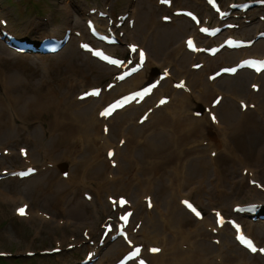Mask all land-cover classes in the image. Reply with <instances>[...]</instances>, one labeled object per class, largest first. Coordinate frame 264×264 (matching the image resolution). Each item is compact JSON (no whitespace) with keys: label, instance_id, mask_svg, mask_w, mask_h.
Here are the masks:
<instances>
[{"label":"bare ground","instance_id":"obj_1","mask_svg":"<svg viewBox=\"0 0 264 264\" xmlns=\"http://www.w3.org/2000/svg\"><path fill=\"white\" fill-rule=\"evenodd\" d=\"M69 3L70 0H65L66 6ZM173 6L172 2L171 7ZM181 9L184 8H174ZM137 10L133 8L135 16ZM155 11L154 8H145V15L139 14L131 36L128 35L133 41L128 47L132 43L136 44L133 39L138 38L140 49L143 46L150 49L143 67L125 79L113 78V87L109 91L101 88L97 98L89 96L81 100L78 97L73 99L72 96L77 87L88 88L87 91L98 87L88 81L86 75L94 74L101 83L117 68L112 67V71L108 72V64L85 51L88 59L82 66L81 55L72 47L64 52L60 62L68 66L69 74L84 76L77 77V83L72 84H67L66 77V82L61 86L62 96L53 88L43 92L40 87H29L26 79L16 73L9 74L10 80L7 74L2 73L7 93L10 90V81L17 90L20 86L22 88V93L12 99L16 121L27 119L29 113L38 116L52 115L49 129L54 134L51 137L47 138L38 127L30 129L25 138L21 137L19 126L8 125L6 114L0 105V141L10 146L30 144L31 150L21 155L20 162L25 167L33 164L38 169L34 175L24 179L28 183L19 190L23 193L19 196L20 200L31 201L25 217L34 220L35 226L40 225L46 232L53 233L52 231L57 229L56 232L63 235L62 239H57L62 245L65 231L72 225H76L74 233L84 228L83 226L94 225L90 236L96 232V228L99 230V226L105 221L104 216L110 212V207H113L110 201L114 197L113 194L122 193L124 195L120 196L127 195L133 202L131 206L128 202L126 208H133L134 214L128 226L127 245L124 244V239L120 238L123 243L118 242L113 246L112 256L121 257L131 248L129 241L134 245L138 238L141 240L140 244L145 245L142 254L151 264L247 263L241 259L245 249L229 239L232 228L227 222L219 227L217 215L215 218L204 215L201 218L195 217L184 203L190 201L191 197H207V207L216 208L214 206L229 200V191L232 194L244 193L245 177L252 179L253 174L260 177L259 168L264 159V120L248 111L249 109L238 108L236 102L228 98L227 94L234 96L241 107L251 103L255 106L254 112L264 113V81L255 93L249 90L248 83L253 79L255 86L259 75L247 69L239 70L232 77L228 75L230 79L225 82H221L220 78L205 80L204 73L210 75L208 70L216 64L213 59H220L224 64L226 59H232V51L229 48L222 51L223 48L222 52L219 51L220 53L212 59L200 52L191 53L187 50L186 42H183L182 47L172 49L187 31L183 25L185 22L174 23V26L161 24L160 28L155 22ZM5 16L4 8L0 6V36L4 35V32L8 34L14 31L8 21L6 27L1 24V19H5ZM83 16L86 20H104L98 15H90L88 11H83ZM179 18L187 20L184 17H176ZM60 29L61 27H57L54 29L56 33L42 35L38 39L46 36L63 37L69 26L63 31ZM25 30L24 36L35 39L33 35L28 34L29 27ZM228 32L233 34L232 30ZM83 36L84 33L80 36V41ZM195 36L197 40L204 38L199 31H196ZM71 43L69 41L62 50L71 46ZM3 46L8 48L6 38ZM256 47L254 43L249 48L234 49L233 52L240 55L237 61L230 65L247 57H264V53H257ZM135 54L138 55L139 50ZM15 59L16 57L9 56L5 58L0 53V64L6 63L7 71L11 70L8 65L13 64ZM131 62L132 65L122 71L129 70L133 65L141 66L136 59H131ZM194 63L201 64L199 70L192 69L191 64ZM78 64H81V67L75 66ZM152 66L159 69L156 77L150 73ZM249 73H252L251 78L246 75ZM149 80H154L157 86L143 100H135L116 110L111 116L102 115L106 105L126 94L141 90ZM181 84L183 87L178 88ZM83 93L84 90L78 95ZM217 96L224 97L223 102L214 107L212 103ZM199 102L205 107L197 108ZM81 146L83 148H80ZM237 151L242 155L239 156ZM110 152H114L113 155L110 156ZM37 153L42 154L44 161L50 165L44 171L33 162V156ZM12 157L19 158L17 152H9L8 156L0 159V163ZM231 157H238L240 165H248L250 161L258 164L255 165L256 169H250L243 178L232 182L230 188L226 189L225 183L229 179L226 163ZM59 162H63L64 168L68 169L66 179L59 176ZM247 191L250 197L262 196V191L256 186L249 185ZM84 193L91 194V200L100 203L96 206V211L89 202L80 200ZM107 197L109 205L108 201L107 204L104 201ZM257 202L263 201L254 200L249 203ZM57 204L61 205L60 209L55 208ZM237 204L240 203H233L232 209ZM122 210L116 206L117 213ZM217 210L222 213L219 207ZM263 211L264 204L258 206L255 214L260 215ZM49 212L51 219L60 223L56 228H48L46 220L41 219V224L35 220V216L44 218ZM246 233L254 236L250 230ZM111 235L112 233L107 235L105 243L110 242ZM233 236L235 238V231ZM71 238L73 243L81 242L75 234ZM215 239H218V242H211ZM153 248L159 251L151 253ZM91 250H97L98 253L100 247L97 244ZM7 254L10 255V252ZM98 264L111 263L102 261Z\"/></svg>","mask_w":264,"mask_h":264},{"label":"rangeland","instance_id":"obj_2","mask_svg":"<svg viewBox=\"0 0 264 264\" xmlns=\"http://www.w3.org/2000/svg\"><path fill=\"white\" fill-rule=\"evenodd\" d=\"M174 6L173 7H164L163 4L159 3L156 0H70V3L65 5V0H0V6L4 8L5 13L8 15L6 19L9 21L10 25L14 27V32H16V36L22 38V39H28L29 42L34 41L30 36H24L23 33L26 32V27L31 28L29 35H33L35 38L40 37L42 35L47 34H53L56 33L54 31L55 28L61 27V31L67 26L69 28H74L79 33H84V36L82 37L84 41L86 40H92L87 27L85 23V17L83 16V11L87 13L89 8L97 7L102 10H106L109 12V15L114 18L113 25H117V16L120 14H124L125 11L129 13V17L124 21V23L117 27L118 33H122L121 42L119 44L113 45V46H107V49H109L113 53H117L119 55H126L127 54V43L131 42V38L128 37L131 36V30L133 27H129L128 22L129 19H135V25L138 21L139 14L142 13V15H145V8H154L155 11V22L158 25V27L161 28V24H169L171 26H174V23H180L185 22L184 27L187 29L185 35L182 36V38L175 43V45L172 47H182V44L184 42V39L187 35L194 34L196 31V28L193 26V24L190 21H187L183 18L176 19L174 18L171 22H162L161 17L163 14L165 15H172L173 8L175 7H182V8H191L192 10H195L199 13L201 18L208 20V22H213V20H216V14L211 12L210 9H207L203 0H173ZM232 1L240 2L244 0H221L222 3H224L226 6ZM133 8L138 9L137 15L135 16L133 11ZM89 12V11H88ZM248 17L246 16H239L237 19L238 21H241V27L239 29H234V34L239 35L241 37L250 39L256 36L257 32L260 30H264V21L259 20V14L264 15V7H253L249 10L247 13ZM96 14H94L95 16ZM164 16V15H163ZM131 17V18H130ZM247 18H250V23H247L245 20ZM101 27L106 26L107 24V18L99 22ZM143 24V23H142ZM45 27V29H44ZM80 37L73 35V38L71 39V46H69L64 51L61 50V52L58 53V55L54 54H42L38 52H32V51H25V52H19L15 50L12 47L7 46L6 49L3 46V41L0 38V53L1 56L8 58L9 57H16L15 62L13 64H9L8 66L11 68L10 71L8 70V67L5 64H0V105L3 111L6 114L5 120L7 121L8 125L13 126H19L22 134L21 137H27L28 132L30 129H35L40 127L42 129V132L45 134V136L51 137L54 133L50 131L49 129V123L51 120L52 115L50 114H43L41 116H38L35 113H29L27 119H18L15 120L14 115V102H12L13 97L17 96L18 94L22 93L21 86L17 90L13 83L10 81V90L7 93L4 89L3 85V74H7L8 78L10 80L11 73H16L19 76L26 79L25 82L29 83V87H40L43 92H47L48 88H53L57 92H61V86L63 83L66 82L67 77V84L77 83L79 79L77 77H83V74H80L78 76L69 74L68 72L69 68L68 66L63 65V62H60V59L65 54V51H68L70 47L75 49L77 53L81 55L80 61L82 62V66L84 65L85 61L88 59L85 52L81 50L80 48ZM219 38H215V40H218ZM134 42L139 43L138 38L133 39ZM256 41L255 45L256 51L259 54L264 53V39ZM212 43V42H211ZM210 44V43H209ZM184 46V45H183ZM66 47V46H65ZM64 47V48H65ZM147 51L150 53V49L147 46H144ZM182 50V49H181ZM224 51V50H223ZM256 53V52H255ZM240 53L233 52L232 51V59H226L222 64V60L220 59H213L214 66L211 67L209 73L213 72L215 69H217L220 66L223 65H229L231 63H234L239 58ZM78 67H81V64L75 65ZM110 68V67H109ZM191 70V69H189ZM111 68L108 70V72H111ZM80 73V72H79ZM112 73L107 75L106 78H104L101 83H99L98 79L94 76V74H88L85 76V78L93 82V85L97 86H104L106 83L112 79ZM116 73V71L113 73V75ZM150 73L152 75H157L159 73L157 66H152L150 68ZM247 77L251 78L252 74H246ZM241 76V74H239ZM205 80H207V74L204 73ZM221 82H225L226 80H229L230 78L226 76L220 77ZM264 81V74L260 77V80H258V83L261 87ZM251 80L248 83L249 90L251 91ZM220 84V83H219ZM221 88L223 90V85L221 84ZM87 88H80L77 87L76 93L72 96L73 99H76L78 97V93L81 91H85ZM224 92L226 90H223ZM252 92V91H251ZM228 98H231L232 101L235 102V99L232 98L234 96L227 94ZM79 98V97H78ZM226 98V96H225ZM223 102V101H222ZM92 104V103H91ZM199 104L202 105V102H199ZM236 105L238 108H241L238 101H236ZM248 111H251L255 113L260 119L264 118V113L262 111H256L254 107L248 108ZM263 120V119H262ZM4 142L0 141V159H3L5 156H8V152H17L19 158H8L6 160H3L2 163H0V170L2 168L13 170L15 168H22L24 165L20 162L21 148H26L28 150H31L32 146L30 144H16V145H5ZM80 148H83L81 146ZM6 153V154H5ZM239 156L242 155L240 151L236 152ZM33 162L36 163L41 167V169L46 170L50 165L49 163H46L44 161V156L42 154L37 153L33 156ZM258 164L255 161H250V164L248 165H240L239 164V158L238 157H231V160L226 163V166L228 167L227 175L229 179L226 181V189H229L230 184L232 182H237L241 178L244 177V174H242V171L248 172L250 169H256L255 165ZM59 169L61 170V166L64 167L63 162L58 163ZM244 168V169H243ZM58 171L60 178L62 177V174ZM68 172V169H65ZM259 175L260 177H256V175H253L254 179H257L261 181L264 184V159L262 160V164L259 168ZM40 176V175H39ZM42 177V176H40ZM65 179V178H64ZM245 191L243 192H234L236 194H232V192L229 191V200L223 204H219L216 207H221L225 209L224 211L227 213V215H232V205L233 203H240V204H247L250 201L254 200H262L264 204V192H262L261 198H255L250 197L249 192L247 191V187L249 186V182L247 177H245ZM28 183V181L16 179V177H10L6 176L2 179H0V249H6L8 251L13 252L18 257L21 262L20 264H58L63 261L68 262H76L82 259L86 253L94 245V243L90 242L87 237H85L86 232L92 231V227L94 225L90 226H83L84 228H80V231L77 233L72 232L70 229L65 231V239L63 240L64 244L61 246L62 252L60 254L55 255H44L41 254V250L45 249H51L54 246H60L55 239H62L63 235L60 232H56L57 229H54L52 232L49 233L41 229L40 225L35 226L34 220L31 219H24V218H18L15 213V208L21 204L22 202H19V195L22 192H19V190H22L23 187ZM23 194V193H22ZM114 197L118 195H122V193H116L113 194ZM128 197V196H127ZM194 202H196L200 207L201 211L206 214V216L214 217V213L212 212V208L208 205V198L202 197L201 199H197L195 197L191 198ZM81 201H87L90 203L92 208H95L94 206H98L100 203L97 201L96 203H92L91 200L86 199L85 193L81 195ZM105 203L107 204L108 198H106ZM29 202V201H28ZM86 202V203H87ZM227 205V206H226ZM56 209H60L61 205L57 204L55 205ZM95 210V209H94ZM113 209H110L112 211ZM88 211V210H87ZM49 214H51L49 212ZM116 212H109L106 214V217L112 218L115 217ZM36 219L39 221V224L42 223L43 218L35 216ZM105 217V216H104ZM237 219H239L243 224H245V227L247 230L252 231L254 237L257 239V241L264 245V219H256L251 220L250 217H247L245 215L235 216ZM38 218V219H37ZM48 218V217H47ZM45 220V219H43ZM48 228H56L60 223H58L55 220L52 219H46ZM76 225H72L71 228L75 230ZM99 231L97 228L95 229L96 235L93 236L95 239H92L94 242L98 243L100 234L102 232L103 227H99ZM72 234H76L77 239H83L85 238L84 242L79 246H74V248L69 249V245L73 244L71 241ZM229 239L234 242L233 236L229 235ZM140 241V240H139ZM104 242V241H103ZM120 242L119 238L111 240L108 245L106 246H100L101 250L100 253L95 261L94 264L99 262L109 263V260H114L117 257L112 256L113 253V246ZM74 245V244H73ZM30 251H35L37 254L33 257H27L25 253ZM22 254V255H21ZM15 258L9 259V263L7 264H15L14 261ZM241 259H243L244 262L247 263H241V264H264V255H251L247 254V252H242ZM5 262H8L6 259H0V264H5ZM242 262V261H241ZM251 262V263H250ZM17 264V263H16ZM226 264H229L226 262Z\"/></svg>","mask_w":264,"mask_h":264},{"label":"snow or ice","instance_id":"obj_3","mask_svg":"<svg viewBox=\"0 0 264 264\" xmlns=\"http://www.w3.org/2000/svg\"><path fill=\"white\" fill-rule=\"evenodd\" d=\"M162 2H167V0H162ZM202 31H207V30H206V29H202ZM188 46H189L190 48H194L193 42H192L191 40L188 41ZM85 47H86V46H85ZM132 50H133V51H136L135 46H133V49H132ZM95 54H96V55H101V53H99V52H97V53H95ZM139 55H140V60H141V62H143V60H144V53L141 51V52L139 53ZM103 58L106 59V60L109 59L107 56H104ZM110 62L113 63V64L118 63L116 60H111ZM261 63H264V62H261ZM233 71H234V70H233ZM178 86H179V87H183L182 84H181V85H178ZM91 94H93V95H98V93H91ZM161 103H164V101H161ZM109 114H111V109H108V110H106L105 112L102 113V115H109ZM213 119H215V117H213ZM109 155L111 156L112 153H109ZM31 171H32V170L29 169V172H31ZM27 174H28V173H20V175H27ZM125 203H126V201H123V200L120 201V204H121V205H123V204H125ZM185 203L187 204V206H188L190 209H192L193 212L196 213L197 216L200 215V213H199V212H196V209L193 208V206H192L191 204H188L187 201H185ZM149 206H151V204H149ZM19 214H20V215H25V214H26V207H25V208H20V209H19ZM130 215H131V213H128V215L121 217V219H123V220L126 222L127 219H128V216H130ZM238 239L241 241V243H243V244H244L247 248H249L252 252H256V251H257V248H256V246H254L253 242H252L250 239L245 238L244 235H240V236H238ZM152 251H153V252H158L159 249L153 248ZM260 251H261V252H264V249H260ZM141 264H143V262H141Z\"/></svg>","mask_w":264,"mask_h":264}]
</instances>
